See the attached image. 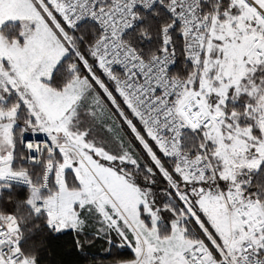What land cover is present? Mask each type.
<instances>
[{
    "label": "snow or ice",
    "instance_id": "1",
    "mask_svg": "<svg viewBox=\"0 0 264 264\" xmlns=\"http://www.w3.org/2000/svg\"><path fill=\"white\" fill-rule=\"evenodd\" d=\"M49 238L264 264V0H0V264Z\"/></svg>",
    "mask_w": 264,
    "mask_h": 264
},
{
    "label": "trees",
    "instance_id": "2",
    "mask_svg": "<svg viewBox=\"0 0 264 264\" xmlns=\"http://www.w3.org/2000/svg\"><path fill=\"white\" fill-rule=\"evenodd\" d=\"M36 239H40L39 236ZM67 238H49L48 245L46 249L41 250V257L46 262V264H59L61 260L60 250L63 246L64 240ZM49 251H51V255H49ZM92 253L97 259L108 258L111 254H104L102 250L93 249ZM115 255L124 254L123 251H114Z\"/></svg>",
    "mask_w": 264,
    "mask_h": 264
}]
</instances>
